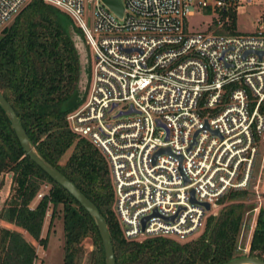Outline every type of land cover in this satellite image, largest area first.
<instances>
[{"label":"built area","instance_id":"1","mask_svg":"<svg viewBox=\"0 0 264 264\" xmlns=\"http://www.w3.org/2000/svg\"><path fill=\"white\" fill-rule=\"evenodd\" d=\"M27 1L0 0V30ZM41 1L70 18L92 55L84 99L66 121L105 157L125 238L195 233L228 191L249 188L256 161L259 201L264 0H120V17L101 0ZM248 4L261 11L252 31L239 33L233 16ZM194 13L213 16L189 30ZM259 206L237 250L247 252Z\"/></svg>","mask_w":264,"mask_h":264},{"label":"trees","instance_id":"2","mask_svg":"<svg viewBox=\"0 0 264 264\" xmlns=\"http://www.w3.org/2000/svg\"><path fill=\"white\" fill-rule=\"evenodd\" d=\"M72 31L82 39L65 13L41 0L27 1L0 31V93L35 152L96 207L110 237L114 264H220L244 254L264 260L261 206L247 252L236 249L246 209L254 206L249 204L250 189L228 191L219 200L217 213L205 217L202 230L182 240L161 235L123 236L113 211L107 161L87 139L72 132L66 121V115L85 96V90L78 86L80 64ZM7 172L11 173V184L0 210V264H41L34 262V243L43 245L45 213L50 208V223L58 205L64 263L84 260L85 264H104L92 219L25 154L0 108V176ZM43 184L48 188L33 204ZM261 196L264 198V191ZM84 239L92 245L86 255Z\"/></svg>","mask_w":264,"mask_h":264},{"label":"rangeland","instance_id":"3","mask_svg":"<svg viewBox=\"0 0 264 264\" xmlns=\"http://www.w3.org/2000/svg\"><path fill=\"white\" fill-rule=\"evenodd\" d=\"M261 7H262L261 5L248 4L245 5L244 7L237 8L233 16L235 30L238 31L239 33H246L252 31L254 18H256L259 12L261 11ZM91 11H92V6L88 3H85L83 20L90 29L92 28ZM212 16L213 15L209 13H194L193 16L187 18L186 26L189 30L203 29V27L212 19ZM10 22L8 24H10ZM72 35H73L72 38L74 39V43L78 52L79 61L85 71V74H81L80 76V81H81L80 84L82 87L81 89L85 90L88 82L89 67L92 65V55L86 48L82 39L79 38V36H77L73 31H72ZM259 159L260 157L259 158L257 157V160ZM258 171H259V163L258 161H256L253 166V171L251 173L250 185L249 188L247 189V190L250 189L253 198V199L251 198L249 204L251 203L254 206L259 204L262 207V209H264V198L261 196L264 190V160L260 167V172H259L260 179H259L258 192L259 195L261 196L259 201L255 197V193L252 190V186L256 184ZM0 181H1L0 182V210H1V208L4 206V201L8 195L9 187L11 184V173L7 172L2 174L0 176ZM47 188H48V184L41 185L37 194H43L47 190ZM37 194L35 195L33 204L39 198L37 197ZM55 209H56L55 216L52 218L50 223H49L50 208H48L45 213L42 231H41V235L42 237H44V243L43 245L38 244L37 242L34 243V251H35L34 262L41 264H65L63 259L64 257L63 229H62V220L60 217L61 215L60 206L59 205L56 206ZM251 209L247 208L244 214V220H243L244 224L241 232L240 243L241 242L244 243L246 241L249 233V225L252 219ZM205 217L206 216H204L202 221L200 222V225L197 230L198 232L201 231L203 228ZM1 223L2 222L0 221V225ZM82 248L84 250V255H86V253L92 249V245L90 241H88V239H84V242L82 243ZM77 264H85V262L84 260H81Z\"/></svg>","mask_w":264,"mask_h":264},{"label":"water","instance_id":"4","mask_svg":"<svg viewBox=\"0 0 264 264\" xmlns=\"http://www.w3.org/2000/svg\"><path fill=\"white\" fill-rule=\"evenodd\" d=\"M111 11H113L118 17L122 14V5L120 0H101ZM76 47V46H75ZM80 74L78 80V86L80 88V76L85 74L84 68L82 67L80 61ZM0 108L3 110L10 125L14 131V134L25 154L38 166L40 167L52 180L64 188L78 204L87 212V214L92 219L102 245L104 264H114V256L112 251V245L110 237L105 226V223L97 211L96 207L76 188V186L70 182L65 176H63L59 171H57L53 166L48 164L44 159H42L34 150L33 146L30 144L14 110L10 104L4 99L0 93ZM191 194V200L192 193ZM205 209H208L207 204H203ZM220 264H264V260L251 256V255H240L232 259L224 261Z\"/></svg>","mask_w":264,"mask_h":264}]
</instances>
